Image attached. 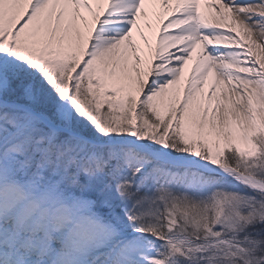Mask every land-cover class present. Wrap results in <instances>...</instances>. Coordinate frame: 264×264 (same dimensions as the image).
I'll use <instances>...</instances> for the list:
<instances>
[{"label": "snow or ice", "instance_id": "obj_1", "mask_svg": "<svg viewBox=\"0 0 264 264\" xmlns=\"http://www.w3.org/2000/svg\"><path fill=\"white\" fill-rule=\"evenodd\" d=\"M0 264H264V0H0Z\"/></svg>", "mask_w": 264, "mask_h": 264}]
</instances>
